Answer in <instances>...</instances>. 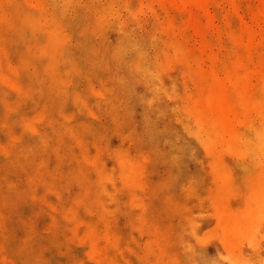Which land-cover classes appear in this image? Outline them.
Masks as SVG:
<instances>
[{
  "label": "rangeland",
  "instance_id": "rangeland-1",
  "mask_svg": "<svg viewBox=\"0 0 264 264\" xmlns=\"http://www.w3.org/2000/svg\"><path fill=\"white\" fill-rule=\"evenodd\" d=\"M53 1L0 0V264H231L243 246L223 244L222 212L241 227L264 212V158L252 164L221 143L199 150L176 130L218 116L198 104L216 100L224 67L249 61L229 54L228 33L263 39L264 0H211L191 15L157 0ZM40 15L47 27L69 17L54 42L22 28ZM120 41L166 57L162 75L185 96L181 107L162 102L169 123L125 69L131 52L117 61ZM229 106L247 122L249 107Z\"/></svg>",
  "mask_w": 264,
  "mask_h": 264
},
{
  "label": "bare ground",
  "instance_id": "bare-ground-1",
  "mask_svg": "<svg viewBox=\"0 0 264 264\" xmlns=\"http://www.w3.org/2000/svg\"><path fill=\"white\" fill-rule=\"evenodd\" d=\"M65 4H69L71 0H62ZM160 4H168L169 6H174L178 8L181 12L193 14L195 11H206L209 1L211 0H157ZM236 2V1H235ZM126 3H124L125 5ZM51 5L54 8H59L60 6L51 0ZM111 8V7H109ZM236 9V16L240 18L239 8L234 5ZM66 11L73 10L74 8L65 9ZM72 12V11H71ZM109 13V10H106ZM128 14H131L128 13ZM258 18V17H257ZM43 15L38 17H30L24 19L21 23L22 28L26 31L28 28L37 29L38 33L42 36L48 35L49 39L54 42V40L60 36L61 24L65 23L60 21V17L55 18L54 21L47 19V23L50 25L46 26ZM255 22L262 25L261 33L263 39L259 38V41H256V37L253 34L252 38L243 39L239 36H234L233 32H229L227 39L229 40L230 49L228 50L229 54L238 57L239 52L242 51L244 59L249 61H237L233 63L230 68H223L222 75L217 77V86L220 90L216 100L211 101L212 97L206 96L205 98H198L201 101L198 105H216L218 108V116L215 119H210L208 117L202 118L196 124V127H191L187 123L181 122L179 128L176 130L178 135H188L189 138L195 146L200 149H207L209 151L216 150L219 143L226 145V149L229 146L230 154L237 155L240 154L243 158H247L252 164L256 163V160L259 158H264V64L260 65L255 63L252 65L253 59L264 60V19L255 18ZM161 26V25H160ZM159 28V26H158ZM160 27V31H161ZM157 30V28H155ZM180 28L179 31H181ZM163 30V29H162ZM158 31V30H157ZM182 33V32H180ZM256 33V32H255ZM151 37L148 39V43L151 42L153 45L159 42V37L156 34H151ZM145 39L141 40L144 41ZM159 46V45H158ZM202 46V45H201ZM54 46L52 42L45 46L44 51L49 52ZM206 46H204L205 48ZM257 47V49H256ZM200 48V47H199ZM201 49V48H200ZM258 49H260L258 51ZM240 50V51H239ZM117 54L116 58L118 62H122L123 66L127 64V61H123L122 54L126 51L131 52V59L128 61V66L125 69L136 72L135 82L144 87L148 93V101L153 100L156 102L158 110L161 114H165L166 124L169 123L168 112L164 109L162 105L163 101H172L174 105H183L184 97L177 91H175L170 83L167 82L165 77L162 75L163 65L165 63V58L160 60L159 55L160 51L151 57L148 54L147 47L144 44H133L131 42L120 41L116 48ZM163 51V50H162ZM254 51V53H253ZM227 52H224L226 54ZM164 54V53H163ZM166 55V54H164ZM227 55V54H226ZM256 55V56H255ZM167 56V55H166ZM224 56V55H223ZM169 58V57H167ZM220 54L215 56V59L218 60L221 64L224 63ZM242 58V59H243ZM261 61V60H260ZM263 62V61H261ZM259 74L260 81L259 83H252L250 80V75ZM217 75V74H216ZM216 78V76H215ZM174 84H172L173 86ZM175 86V85H174ZM132 86H130L131 88ZM146 96V95H144ZM194 98V97H193ZM191 98V99H193ZM196 101V102H197ZM233 101V104H232ZM195 102V100H194ZM195 105V104H194ZM197 105V104H196ZM229 105H239L243 109H251L249 118L244 124H236L235 114L236 112L230 108ZM244 106V107H243ZM204 107V106H202ZM205 110V109H204ZM233 110V111H232ZM246 110V111H247ZM250 111V110H249ZM164 112V113H162ZM235 113V114H234ZM244 113V112H243ZM249 113V112H248ZM234 114V115H233ZM207 115V112H206ZM233 115V116H232ZM231 116V117H230ZM235 116V117H234ZM243 116V115H242ZM234 117V118H232ZM248 117V116H247ZM244 119V118H243ZM237 122V121H236ZM210 125L215 130L216 138L215 140H209L205 138L208 135L205 133L204 124ZM220 125V128H219ZM248 132L249 138H242V132ZM212 133V132H211ZM213 135V133H212ZM201 136L203 139H200ZM253 144L257 146L253 151L248 148L247 145ZM239 148V149H238ZM223 155L221 154V157ZM255 170V168H253ZM227 176H225L226 179ZM228 182V178L225 180V185ZM258 189L260 192H263L262 195L257 197L259 200L257 204H263L264 207V178L259 180ZM254 204V206L256 207ZM223 220L219 227L222 230V240L223 244L226 247H239L242 245L243 250L241 253L236 256L229 255L226 260H229L231 264H264V252L262 253H253L247 255L246 246L250 247V251L264 250V212H258L256 209L252 212V215L255 218L253 224L247 223L246 226L241 227L233 216L228 213L222 212ZM260 237V239H258ZM245 239V242L243 241ZM245 245V247H244ZM246 251V253L244 252Z\"/></svg>",
  "mask_w": 264,
  "mask_h": 264
}]
</instances>
